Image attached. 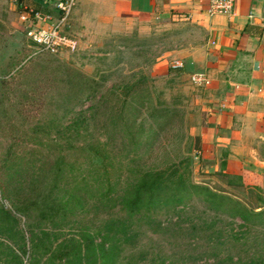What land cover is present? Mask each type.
I'll return each instance as SVG.
<instances>
[{
	"label": "rangeland",
	"instance_id": "rangeland-1",
	"mask_svg": "<svg viewBox=\"0 0 264 264\" xmlns=\"http://www.w3.org/2000/svg\"><path fill=\"white\" fill-rule=\"evenodd\" d=\"M37 1L23 0L22 10H33ZM58 1L51 0L48 9ZM100 6L76 0L64 30L76 40V51L37 55L25 37L19 1L0 0V123L9 133L0 137V153L15 146L13 140L19 147L14 168L19 181L9 189L11 199L0 188V207L10 211L19 233L12 239L0 231V243L18 254L22 264L33 255L27 230L36 219L15 207L27 208L33 191H42L51 182V164L61 154L91 183L101 170L80 149H104L119 194L140 170L174 163L188 164L190 183L244 204L253 197L228 187L221 174L240 176L246 188L264 186V132L248 133L252 151L241 153L236 170L228 168L224 158L208 159L194 148L195 128L203 123L209 104L210 83L195 84L192 76L198 72L187 70L180 58L190 30ZM68 146L80 154L68 155ZM95 202L92 199L82 213L76 211L61 230L46 224L57 236L51 244L77 239L83 230L99 243L105 225L117 223L118 210L96 209ZM185 210L184 221L162 215L154 228L146 214L137 217L134 239L121 245L117 264H264V226L248 229L239 218L210 211L199 199ZM21 233L25 254L19 250ZM48 250L37 251L39 264L52 263Z\"/></svg>",
	"mask_w": 264,
	"mask_h": 264
},
{
	"label": "trees",
	"instance_id": "trees-1",
	"mask_svg": "<svg viewBox=\"0 0 264 264\" xmlns=\"http://www.w3.org/2000/svg\"><path fill=\"white\" fill-rule=\"evenodd\" d=\"M18 1V9L21 13L23 0ZM37 5L33 11L55 15L54 9H48L38 3ZM6 127H2V123H0V137L5 134L9 135L5 130ZM14 142L16 141H12L15 146L10 145L6 153H0V188L7 199H11L12 196L9 193L12 192L9 190L11 185L19 181L17 179L18 171L14 169L18 165L19 157L17 158L16 153L19 147L18 143ZM194 142L195 150L200 152V138L196 136ZM80 150V153H88V158L95 162L101 170V173L95 176V180L93 178L90 183L84 174L77 173L75 164L69 163L67 156L61 154L51 164L54 173L51 182L46 184L44 190L33 191L34 199L27 208H22L19 211L15 207L21 215L31 217L34 214L36 219L33 225L28 226L27 230L28 243L33 254L28 264H39L35 255L40 253L37 252L39 250L45 249L46 251L47 247H49L50 254L52 253L50 256L53 261L50 264H117L121 245L131 243L134 239L133 222L135 219L146 214L143 216L148 223H151L150 228L156 226L155 220L162 215L166 219L171 220L176 217L184 221L185 209L197 199L202 200L210 211L228 215L233 219L239 218L248 229L264 226V186L262 188H246L242 185L240 176L221 174V177L227 180L228 187L236 188L253 197L250 205L242 203L239 199L234 200L223 192H216L206 186L190 183L187 177L188 164L185 167L182 166L183 163H174L161 169L140 170L135 173V176L133 175L122 193L119 194L117 193V184L113 183L109 176L108 168L111 169V166L103 154L104 149L86 146ZM66 151L70 156L80 154L72 146H68ZM183 168L185 170H182ZM41 180V178L38 179L39 184ZM92 199L96 201V204L92 206L96 209H102L109 213H114L115 209L118 210L117 223L113 220L105 225L99 243L87 230H83L78 233L77 239H64L55 244L56 246L51 244L50 240L57 236L47 231L46 224L49 229L61 230L66 221L76 214V211L80 213L86 211V207L90 206ZM12 205L15 206L13 201ZM152 224L154 225L152 226ZM0 231L12 239L13 235L19 233L16 232V220L11 216L10 211L3 207H0ZM19 237L21 240L19 250L25 254L24 249L27 247L25 236L21 233ZM0 264H22V261L12 249L4 248V245L0 243Z\"/></svg>",
	"mask_w": 264,
	"mask_h": 264
},
{
	"label": "crops",
	"instance_id": "crops-1",
	"mask_svg": "<svg viewBox=\"0 0 264 264\" xmlns=\"http://www.w3.org/2000/svg\"><path fill=\"white\" fill-rule=\"evenodd\" d=\"M50 1L37 3L48 8ZM89 1L111 13L190 30L180 58L187 70L204 74L210 83L204 120L195 128L201 152L208 159L224 158L228 168L240 167L241 153L252 151L248 133L264 132V0H233L225 15H209L210 0Z\"/></svg>",
	"mask_w": 264,
	"mask_h": 264
},
{
	"label": "built area",
	"instance_id": "built-area-1",
	"mask_svg": "<svg viewBox=\"0 0 264 264\" xmlns=\"http://www.w3.org/2000/svg\"><path fill=\"white\" fill-rule=\"evenodd\" d=\"M76 0H59L54 6L55 15L49 13L24 10L20 13L25 23V37L35 49V54L57 55L61 52H74L77 42L68 37L64 30L67 29L68 21ZM233 7V0H210L209 15L229 14ZM192 80L197 85L208 83L206 76L196 73Z\"/></svg>",
	"mask_w": 264,
	"mask_h": 264
}]
</instances>
